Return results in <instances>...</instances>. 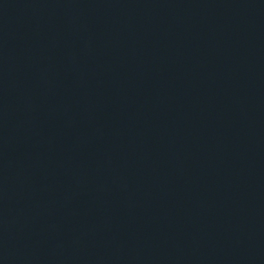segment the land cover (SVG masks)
<instances>
[{
	"label": "water",
	"instance_id": "1",
	"mask_svg": "<svg viewBox=\"0 0 264 264\" xmlns=\"http://www.w3.org/2000/svg\"><path fill=\"white\" fill-rule=\"evenodd\" d=\"M0 264H264V0H0Z\"/></svg>",
	"mask_w": 264,
	"mask_h": 264
}]
</instances>
